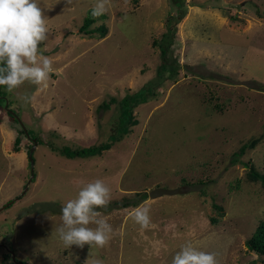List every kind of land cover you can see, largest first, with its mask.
<instances>
[{
    "label": "rangeland",
    "instance_id": "374dc122",
    "mask_svg": "<svg viewBox=\"0 0 264 264\" xmlns=\"http://www.w3.org/2000/svg\"><path fill=\"white\" fill-rule=\"evenodd\" d=\"M183 1L177 15L171 0H110L92 26L105 24L102 37L81 32L96 0H38L49 29L41 47L55 71L41 91L2 90L42 144L29 183L33 141L0 108V264H171L189 241L218 253V264H264L245 245L264 221V188L247 177L252 167L264 174V0ZM147 87L155 96L135 109L139 124L102 156L51 150L108 140L118 102ZM25 93L35 96L28 104L18 98ZM95 179L111 189L101 211L114 233L91 257L87 245L65 248L54 229L64 203ZM156 188L182 193L136 196ZM145 201L152 227L141 232L130 215Z\"/></svg>",
    "mask_w": 264,
    "mask_h": 264
},
{
    "label": "clouds",
    "instance_id": "9594fccd",
    "mask_svg": "<svg viewBox=\"0 0 264 264\" xmlns=\"http://www.w3.org/2000/svg\"><path fill=\"white\" fill-rule=\"evenodd\" d=\"M72 4L73 0H67ZM110 8V0H96L92 17L99 18ZM47 18L38 0H0V87L12 93L26 83L35 85L37 91L48 87L53 67V57L46 55L49 29ZM24 104L30 103L33 95L18 97ZM111 202V189L103 179L86 183L76 198L64 203L61 208V224L54 232L65 248L85 245L91 249H104L112 239L114 229L109 217L101 209ZM141 232L152 227L150 207L145 201L130 215ZM218 253L197 249L190 241L181 245L171 264H218ZM89 261V260H88ZM87 261V262H88ZM86 262V264H87ZM92 264H103L92 260Z\"/></svg>",
    "mask_w": 264,
    "mask_h": 264
},
{
    "label": "trees",
    "instance_id": "16d2710c",
    "mask_svg": "<svg viewBox=\"0 0 264 264\" xmlns=\"http://www.w3.org/2000/svg\"><path fill=\"white\" fill-rule=\"evenodd\" d=\"M171 1L177 10V15H180L182 11V4L184 3V1L183 0H171ZM173 17L174 16H172L171 18ZM99 18L103 20L105 19L104 15ZM99 18L92 17V9H91L81 27V32L85 33V35L88 36L97 33L100 34V36L105 37L108 34V28L105 26V24H102L97 28H92V26L98 21ZM231 18L236 19L234 16ZM167 23L169 27H171L170 18H168ZM169 36H170L169 34H166V38H168ZM165 54H166V48L162 50V55L164 57L162 68L164 72H166L165 69L169 72L171 70V67H168L169 65L166 62ZM170 76L171 75L167 76V78L170 79ZM2 90L3 87H0V108L2 107L5 111H7L12 121L19 124L17 119L9 111L12 108L11 102H9V104L7 105V109L5 108L7 99L2 95L3 94ZM152 96H155L154 88L147 87V89L145 88L140 92L130 94L124 97L121 101H119L118 102L120 104L119 117L117 120L116 127L113 128L112 134H110L108 140L101 142L100 144L97 145L78 147V148H72L70 146H63L61 148H57L55 146H51V150L53 152L59 153L61 156L66 157L68 159H76V158L87 159V158L102 156L105 152L111 150L116 143L121 142L126 136L131 135L132 129L139 124V120L137 119L134 113L135 109L140 105L149 102V99ZM117 101L118 100L116 98L111 99V102L113 103H116ZM103 107L105 109H109L110 104L104 103ZM116 130L118 131L117 134H113V131ZM20 133L25 135L27 138L31 139L32 141L36 140V142H40V144H42V141L39 140L36 136L31 135V132L29 130H28L29 137L28 135H26L22 127L20 129ZM20 142H21L20 137H17L13 147L15 152L19 151ZM258 142H259L258 139H254L250 144L243 145L237 154L244 155L248 149H253ZM33 145H34V141H33ZM247 177L249 181L255 183L259 182L264 188V174L257 171L254 167L250 169ZM136 196L142 197V201L148 199L149 197V195L146 192H138L136 193ZM8 203L9 204L8 205L6 204V206H8L9 208L12 206L10 205L12 201ZM245 245L248 251L255 253L258 257L262 258V262L264 263V221H261L258 224L256 231L246 241Z\"/></svg>",
    "mask_w": 264,
    "mask_h": 264
},
{
    "label": "water",
    "instance_id": "95a60500",
    "mask_svg": "<svg viewBox=\"0 0 264 264\" xmlns=\"http://www.w3.org/2000/svg\"><path fill=\"white\" fill-rule=\"evenodd\" d=\"M7 105H8V101H6V109H7ZM9 111L17 119V121L19 122V124L21 125L23 130L25 131L26 135H28V137H29L28 130L26 129V127H25L24 123L22 122V120L15 114V112H13L12 110H9ZM33 141H34V145L31 148L30 153H29L30 167H31V170H32V176H31V178L29 180V183L35 178V175L33 174L34 165H35L34 149L37 147V142H36V140H33ZM27 189L28 188H26L25 191H27ZM180 193H182V190L180 188H176V189L156 188V189H154V190L149 192V197L151 199H157V198L163 197L165 195L174 196V195H177V194H180Z\"/></svg>",
    "mask_w": 264,
    "mask_h": 264
}]
</instances>
